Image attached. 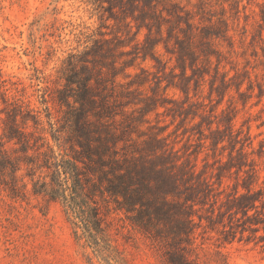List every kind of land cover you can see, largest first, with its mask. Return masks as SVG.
Returning a JSON list of instances; mask_svg holds the SVG:
<instances>
[{"label": "rangeland", "instance_id": "1", "mask_svg": "<svg viewBox=\"0 0 264 264\" xmlns=\"http://www.w3.org/2000/svg\"><path fill=\"white\" fill-rule=\"evenodd\" d=\"M173 1L191 10L205 5L219 11L224 5L231 11V0ZM240 3L238 18L229 30L232 46L221 38L212 41L221 53L219 70L231 77V86L222 93L215 89L219 75L210 91L214 56L206 64L199 56L195 74L188 56L183 74L176 52L166 50L162 42L154 57H135L136 48L141 51L144 46L147 30L143 27L133 38L135 23L125 25L124 13L118 9L111 12L106 4L99 6L92 0H0V75L4 80L0 83V264H171L176 252L191 264H264V249L259 245L239 239L222 242L204 220L195 229L189 249H177L168 240H152L134 225L132 214L97 191L93 198L104 234L95 246L77 236L82 230L73 225L61 199L34 190L43 189L54 170L62 173L67 159L73 157L84 189L91 190V181L85 180L90 161L78 142L83 138L78 128L94 131L96 117L78 103V79L87 72L93 75L95 40L100 36L118 45L114 48L117 80L131 91L128 97L135 103L113 107L123 108L125 115H116L117 128L112 130L119 133L125 116L129 125V135L115 147L119 157L133 154V139L144 154L151 153L150 146L155 144L142 139L158 134L166 137L164 143L173 147L181 162L196 164L197 171L205 169L210 177L216 171L214 161H226L232 148L226 138L212 145V140L227 135V116H232V129L240 131L246 157L263 169L264 43L254 37L257 23L262 22L264 0ZM196 21L208 24L198 16ZM172 46L178 49L173 41ZM119 51L129 52L120 55ZM239 81L240 90L247 94L245 103L234 86ZM13 128L23 132V145L4 136Z\"/></svg>", "mask_w": 264, "mask_h": 264}, {"label": "trees", "instance_id": "2", "mask_svg": "<svg viewBox=\"0 0 264 264\" xmlns=\"http://www.w3.org/2000/svg\"><path fill=\"white\" fill-rule=\"evenodd\" d=\"M92 2L99 6L106 4L111 12L115 9L123 12L125 25L131 27V23H135L133 38H136L143 27L146 28L144 46L141 51H137L136 48L135 57L141 56L143 60L147 56L154 57L155 48L162 42L166 50L176 52L177 63L181 66L183 74H186V56L190 58L189 66L195 74L197 68L194 66L199 56H203L205 64L211 63L214 56L215 74L211 80L210 91L214 89L217 75L219 84L215 86L216 90L219 88L224 93L231 86V77H227L226 72L219 70L221 53L212 47V41L221 38L232 46L229 30L232 29L234 20L238 18L240 0H231L229 13L224 5H220L219 11L206 8L205 5H197L195 10H191L173 0H92ZM261 14L262 22L257 23V34L254 39L256 42L264 43L263 9ZM196 16L208 24L200 25V22L196 21ZM152 33L155 36H152ZM171 41L178 49H175V46L169 47ZM114 48H118L116 43L112 45L109 39L98 37L95 40L96 64L93 75L87 72L78 79V103L83 109L87 107L96 117V122L92 124L93 133L84 126L78 128L83 137L78 142L84 157L90 161L85 180L91 181V190L88 193L84 189L79 176V165L77 170L76 159L73 157L68 158L69 164L62 167L64 174L62 177L58 169L54 170L49 181L43 182V189L42 187L34 189L35 192L44 190L52 198L61 199L66 213L72 218L73 225L82 230L77 236L84 237L95 246H99L98 237L104 234L101 225L103 218L93 198L97 191L104 198L105 195L112 198L118 209L132 214L130 219L134 225L152 240H168L177 249L190 248L194 231L202 225V220L222 242L239 239L253 242L264 249V176L261 174L264 166L261 169L254 160L246 157L240 131L234 133L232 129V116H227V135L212 140V145H217L226 138L232 148L226 161H222L221 158L214 161L217 162L216 171L210 177L205 175V169L197 171L196 164L187 165L181 162V157L176 154L173 147L168 148V144L164 143L166 137H159L158 134H153L150 140L142 139L144 143L155 144L154 147L149 145L151 153L145 151L144 154L136 140L132 138L133 149L130 153L133 154L119 157L115 147L119 140L129 135V125L125 116L119 133L112 130L117 128L116 115H125L123 108L116 111L113 107L118 104L131 107L135 103L128 97L131 91L117 80L119 73ZM127 52L129 51L118 53L121 55ZM81 67L86 68L84 65ZM1 82L4 80L0 75ZM240 85V81L234 83L241 102L245 103L247 94L240 90ZM258 87L261 95V84L258 83ZM252 88L251 82H248L247 89ZM102 119L111 121L104 124L101 122ZM4 136L8 140L24 144V134L18 129L13 128L9 134L4 133ZM237 143L240 146L236 148ZM200 210L205 214L199 213ZM170 262L191 264L180 252H176Z\"/></svg>", "mask_w": 264, "mask_h": 264}]
</instances>
